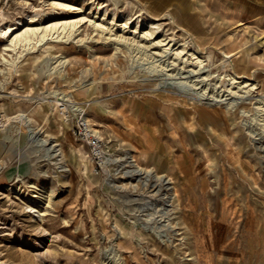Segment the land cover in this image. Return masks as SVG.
<instances>
[{
	"label": "rangeland",
	"instance_id": "rangeland-1",
	"mask_svg": "<svg viewBox=\"0 0 264 264\" xmlns=\"http://www.w3.org/2000/svg\"><path fill=\"white\" fill-rule=\"evenodd\" d=\"M61 1L82 11L60 8L47 22L84 18L79 35L14 54L0 71L6 112L34 107L42 136L62 149L61 161L48 157L27 146L21 122L0 124L17 159L2 163L0 264H264V0ZM42 4L0 0V12L13 22ZM141 9L160 18L153 35L147 21L138 26ZM114 33L126 39L113 43ZM161 39L186 48L165 58L175 61L169 68L187 72L201 63L209 95L221 91L226 100L158 85L159 76L136 67L142 60L128 44L154 52L151 43ZM195 50L199 59L191 60ZM54 55L68 62L51 73ZM56 91L87 105L107 143L111 161L98 172L72 123L43 101ZM62 163L70 171H60ZM16 165L21 172L10 170Z\"/></svg>",
	"mask_w": 264,
	"mask_h": 264
},
{
	"label": "bare ground",
	"instance_id": "bare-ground-1",
	"mask_svg": "<svg viewBox=\"0 0 264 264\" xmlns=\"http://www.w3.org/2000/svg\"><path fill=\"white\" fill-rule=\"evenodd\" d=\"M41 1L43 2V4L41 5L42 8L40 12H34V13L27 14L25 17L17 18L13 22L8 21L6 18V15L0 12V42L3 40L6 42L3 47V52L0 55V71L1 72L5 71V69L2 67L3 64L5 65L14 64V59H13L14 54H17L21 57L22 55H25L26 52L28 53L34 52L37 47H43L44 49L51 48L55 46L53 45V43H59L60 41H63V40L68 41L70 39L77 37V35H79L78 26L85 21L84 18L62 19V20H57V21H52V22H47V19L48 20L57 19V16L61 13L59 11L60 8H67V9L69 8L81 9V8H78L76 6L74 7L73 4H69L61 0H41ZM82 1L85 3H89V4H95L94 0H82ZM99 5H100L99 8H103L107 6V4L102 3V2ZM80 11H82V9ZM141 11L142 13L137 16V18L142 16L138 20V26H139V22L147 21L154 28V30H152L150 34H147V35H153L154 33H156V31L161 29L162 24L159 23L160 18H158L156 15H152L148 13L147 11L143 9H141ZM113 14L116 16L117 15L116 11H113ZM143 14H145V17H143ZM172 20L178 29L186 30V28L180 25L179 23H177L175 19H172ZM128 23L129 22H126L123 26L127 27ZM93 24L95 25L96 28H101L103 30L105 29V26L101 23L93 22ZM124 39L126 38L123 35L114 33V38L112 42L120 43L122 42L120 40L124 41ZM79 40L82 42L84 38H79ZM115 40H118L119 42H115ZM130 43L131 44H128L129 45L128 48L130 47L129 50L131 51V53L135 54V55L133 54L134 58L138 57L140 61L142 60L141 62L138 63L136 67L142 68V70L148 72L149 74L153 76L155 75L159 76V78L157 79L159 81L158 85L174 88L180 92L194 95V98H199V99L209 98V99L214 100L216 103H222L226 100V98L224 97L225 94L222 93L221 91L215 92L209 95V86H207V84H204L207 75L205 77H202V74L204 72H201V71L205 67H201L202 65L201 63L197 64V66H200V68L191 69L187 72L178 70L175 73L173 68H169L171 65L175 63V61L173 59L171 63L170 62L166 63L165 58H167L168 60L173 55L180 57L182 53L184 52V50L186 49L185 47L180 51H175L176 49H178V48H175L176 43L171 44V39L169 41H167V39H164V40L161 39V40H157L151 43L153 47L159 48V50L158 51L156 50L154 52L152 51L149 52L150 50L147 51L148 49H144L143 46L139 45L138 43L134 44L133 41ZM186 43L187 42H185V44ZM118 49H120V47H118ZM198 52L199 51L195 50L191 53V55L193 56L191 60L199 59L198 56H196ZM230 56L231 55H228L227 57H230ZM53 58H54L53 62L49 64V67H50L49 70L51 71V73L61 71L68 62L66 57L63 55H54ZM53 58H50V59L52 60ZM187 61H189V59H187ZM53 63L55 65L52 66ZM182 74H186V76L182 77ZM192 77L194 78L197 77V78L193 79ZM88 85H89L88 83L83 84L82 88L84 90H87ZM229 92H227V94ZM53 94H54L55 99L50 101L49 99L45 98L43 99V101L45 103H51L54 106V108L72 107L74 110L83 109L87 112V105H79L78 103L70 100V97L66 94L65 91H56ZM227 104L230 105L229 103ZM232 104H234V102ZM34 111H35L34 107H32L26 110H21L19 111V113L13 116L9 115L7 112H4L3 114L4 120H2L3 122L0 124L8 125V123L11 122L12 119L18 120L19 122H21V124H23L26 127L28 131L29 140H28L27 146L34 147V148H40V149H46L48 157L59 158V156L62 154V149L61 147H59V143L54 142L53 139L50 140L49 138H45L44 136H42L40 132L41 131L40 128H38L35 125L36 117L33 114ZM52 115H53L52 110L49 113L45 112L42 116V123L44 125L47 124ZM59 160L61 161L60 158ZM59 170L60 171H63V170L70 171V168L65 163H62L59 166ZM49 192L51 193L49 195V197L51 198L54 195V190L50 189ZM30 209L33 212L37 213V216L40 217V211L38 209H36L35 207H30ZM29 245L31 247H34L33 244H29ZM110 251L112 255V248Z\"/></svg>",
	"mask_w": 264,
	"mask_h": 264
},
{
	"label": "built area",
	"instance_id": "built-area-1",
	"mask_svg": "<svg viewBox=\"0 0 264 264\" xmlns=\"http://www.w3.org/2000/svg\"><path fill=\"white\" fill-rule=\"evenodd\" d=\"M65 120L72 123L73 135L87 145L95 170L98 172L111 161L109 149L104 138L92 124L88 113L83 109L74 110L72 107H59Z\"/></svg>",
	"mask_w": 264,
	"mask_h": 264
},
{
	"label": "crops",
	"instance_id": "crops-1",
	"mask_svg": "<svg viewBox=\"0 0 264 264\" xmlns=\"http://www.w3.org/2000/svg\"><path fill=\"white\" fill-rule=\"evenodd\" d=\"M2 96L0 95V120L2 119L3 117V114L4 112H6V106L5 104L3 103V100H2ZM10 144V141L6 139V136L3 132V129H0V178H2L4 176V173L8 170V167H6V165L4 166L3 164V167H5V169H2V163L4 162L5 164L7 165H11L13 163H15V158H11L12 157V152L10 148H12V146L10 145V148L9 150L7 151L6 150V147H8ZM10 170L13 172V173H18V172H21L22 170L20 169V167H18L17 165L15 166V168H10ZM15 171V172H14Z\"/></svg>",
	"mask_w": 264,
	"mask_h": 264
}]
</instances>
